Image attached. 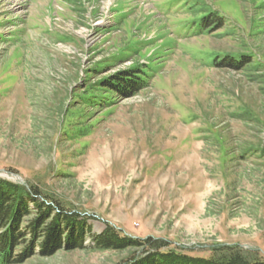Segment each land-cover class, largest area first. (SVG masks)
I'll return each mask as SVG.
<instances>
[{
	"label": "rangeland",
	"instance_id": "1",
	"mask_svg": "<svg viewBox=\"0 0 264 264\" xmlns=\"http://www.w3.org/2000/svg\"><path fill=\"white\" fill-rule=\"evenodd\" d=\"M208 11L225 26L201 35ZM227 55L251 63H212ZM139 69L146 88L105 87ZM0 178L37 188L90 235L109 223L194 256H264V0H0ZM29 212L16 264L128 256L44 247Z\"/></svg>",
	"mask_w": 264,
	"mask_h": 264
},
{
	"label": "trees",
	"instance_id": "2",
	"mask_svg": "<svg viewBox=\"0 0 264 264\" xmlns=\"http://www.w3.org/2000/svg\"><path fill=\"white\" fill-rule=\"evenodd\" d=\"M190 12L199 17L203 14L202 6L193 4ZM201 17L194 24L201 35H209L225 26L224 19L219 14L208 11ZM216 57L218 59L214 58L212 63L217 67L243 69L251 63L249 57L244 55ZM145 76L147 77L142 69L125 71L105 87L123 97L124 88L130 91L146 88ZM39 197L37 188H27L0 178V264H16L21 261L22 257L15 256V251L21 242L28 240L27 234L22 232V225L31 208L37 211V216L30 220L27 230L36 234L44 232L41 235L47 241L44 247L59 248L62 238H65L68 243L76 244V248L82 250L127 253L128 256L118 264H264L261 253L247 251L240 246L211 249L207 257L194 256L177 248L171 249L172 244L160 238L131 237L109 223L102 233L90 235L91 226L85 219L80 220L77 214L65 212L58 204L42 203ZM87 235L92 244L84 246Z\"/></svg>",
	"mask_w": 264,
	"mask_h": 264
}]
</instances>
